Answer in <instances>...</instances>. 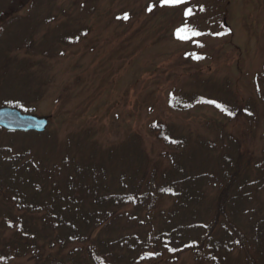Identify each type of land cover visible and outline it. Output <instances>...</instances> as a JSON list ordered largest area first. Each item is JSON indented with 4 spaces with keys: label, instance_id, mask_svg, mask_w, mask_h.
<instances>
[{
    "label": "rangeland",
    "instance_id": "1",
    "mask_svg": "<svg viewBox=\"0 0 264 264\" xmlns=\"http://www.w3.org/2000/svg\"><path fill=\"white\" fill-rule=\"evenodd\" d=\"M184 95L203 101L175 109L172 99ZM5 106L50 117L43 134L0 131V149L30 152L60 187L87 164L107 169L110 195L132 193L158 171L161 183L170 175L156 211L132 201L110 225V239L142 243L154 228L164 245L140 264H246L236 240L226 243L223 221L208 244L182 253L173 246L175 231L197 244L194 227L209 225L239 162L228 217L249 243L251 263H261L252 241L264 222V0H0ZM157 123L181 143L166 146L151 131ZM198 190L203 197L190 205L186 195Z\"/></svg>",
    "mask_w": 264,
    "mask_h": 264
},
{
    "label": "trees",
    "instance_id": "2",
    "mask_svg": "<svg viewBox=\"0 0 264 264\" xmlns=\"http://www.w3.org/2000/svg\"><path fill=\"white\" fill-rule=\"evenodd\" d=\"M200 101L203 100L195 95H184L171 102L175 109L187 110ZM206 103L211 105L208 100ZM227 107L221 109L233 114L234 110H227ZM151 131L166 146L181 143L173 142L171 133L160 123L153 125ZM2 132L11 137L20 135ZM4 152L7 153L3 154V149H0V200L3 199V204L0 205V264H10L14 260L25 258L34 264H140L152 257L149 253L155 252L156 243L164 245V241L158 239V235L153 232L154 228H151L144 243L138 236L110 239L108 235L113 236L114 230L110 225L121 218L123 208L134 206L132 201L137 202L138 209L148 202L146 211H156L160 202L158 191L169 187L170 175L164 173L165 183H161L157 179L158 171L152 174L148 185H143L147 177H142L141 183L131 188L132 193L121 189V194L110 195L102 188L106 179L105 167L84 165L75 170V176L70 180L67 178L64 186L60 187L54 180L56 175L52 169L39 168L29 160L30 152H19L12 156H7L10 151ZM143 170L146 176V168ZM239 180L238 162L234 164L233 174L216 199L215 214L209 225L201 223L194 227L199 232L197 244L193 246L194 240L188 241L187 237H182V233L175 231L173 246L180 250L178 252L208 244L220 221H223L230 231L224 236L226 243L231 246L236 240L245 252L246 264L254 263L253 260L252 263L250 261L249 243L228 217V203ZM121 182L124 183V180ZM143 189L149 190V193L143 192ZM201 197V190L191 191L185 200L191 205L199 202ZM255 224L258 228L252 241L254 255L261 262L258 264H264V222ZM166 235L168 237L169 233ZM168 240L170 241V237ZM161 254V251L155 253L152 259H158Z\"/></svg>",
    "mask_w": 264,
    "mask_h": 264
},
{
    "label": "water",
    "instance_id": "3",
    "mask_svg": "<svg viewBox=\"0 0 264 264\" xmlns=\"http://www.w3.org/2000/svg\"><path fill=\"white\" fill-rule=\"evenodd\" d=\"M50 117L23 114L17 109H0V129L11 133H45Z\"/></svg>",
    "mask_w": 264,
    "mask_h": 264
},
{
    "label": "snow or ice",
    "instance_id": "4",
    "mask_svg": "<svg viewBox=\"0 0 264 264\" xmlns=\"http://www.w3.org/2000/svg\"><path fill=\"white\" fill-rule=\"evenodd\" d=\"M186 0H163V3L168 6H177L181 3H185ZM149 11H151V8H149ZM191 13V10L189 9L188 11L185 12V15H189ZM185 28H181L178 30L177 35H179V32L185 31ZM194 35H199V33H194ZM230 114V113H229Z\"/></svg>",
    "mask_w": 264,
    "mask_h": 264
}]
</instances>
